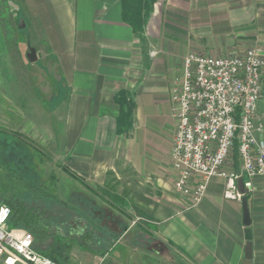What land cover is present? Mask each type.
<instances>
[{
	"label": "crops",
	"instance_id": "1",
	"mask_svg": "<svg viewBox=\"0 0 264 264\" xmlns=\"http://www.w3.org/2000/svg\"><path fill=\"white\" fill-rule=\"evenodd\" d=\"M21 1L69 87L68 162L85 182L74 192L84 193L87 207L113 210L104 224L109 231L91 228L84 234L87 238L100 233L101 239L109 240L101 253L91 249L84 254V264H184V258L187 264H242L247 243L243 203L242 198L225 196L227 177H213L201 201L192 207L188 197L175 192L171 152L176 120L168 81L163 77L166 70L161 71L184 55V33L200 32V17H211L216 4L210 0H145L149 9L143 10L145 23L138 34L124 19V0ZM142 34L151 44L146 43L151 78L140 89L141 76L136 80L134 72L141 58ZM166 36L173 39L168 43ZM122 88L132 93L135 103L129 134L117 132L119 106L114 99ZM241 169L239 156L235 165L230 161L225 166L226 172ZM121 176L133 183L122 187L124 195L131 192L132 200L122 196H117L121 199L117 202L100 199L98 193L108 179ZM70 198L71 208L82 207ZM248 202L252 264H264V176L252 179Z\"/></svg>",
	"mask_w": 264,
	"mask_h": 264
},
{
	"label": "rangeland",
	"instance_id": "2",
	"mask_svg": "<svg viewBox=\"0 0 264 264\" xmlns=\"http://www.w3.org/2000/svg\"><path fill=\"white\" fill-rule=\"evenodd\" d=\"M210 1L216 4L217 9L211 17H200L198 22L203 25L200 32L184 33V55L161 68V71L166 70L163 77L168 81L170 99L173 88L181 79L183 61L190 53L219 57L241 55L254 49L264 58V0ZM186 21L184 14V23ZM32 25L21 0H0V205L11 198L22 201L27 207L43 210L52 231L71 245L67 264H84V254L91 253V249L101 253L109 241L101 239L100 233L90 235L91 239L83 237L84 234L91 228L94 232L109 231L104 224L108 212L113 210L87 207L84 193L74 192L76 187L83 188L85 182L70 169L68 162L66 104L69 87L62 78L56 57ZM166 38L168 43L173 39L172 36ZM161 39L165 41L164 36ZM142 42L141 58L135 62L138 67L134 72L136 80L141 76L137 83H141L140 89L146 86L151 73L147 47L148 43L151 44L143 34ZM30 46L37 50L39 58L36 62L27 58ZM157 67L156 71L159 70ZM259 116L264 122V92L259 103ZM262 137L264 139V133ZM122 147H119L120 153L123 152ZM235 160L234 153L228 163L231 161L235 165ZM231 172L243 175L242 169L241 172ZM125 178L121 176L110 182L108 179V184L98 193L100 199L117 202L121 200L117 196H122L132 200L131 192L123 193V186L133 184ZM25 180L36 181V188L43 191L42 194L34 192L33 186L25 184ZM175 190L181 197H188L192 207L193 199ZM70 193L71 198L68 197ZM69 198L82 207L71 208ZM129 211L132 218L135 217L134 209ZM113 227L118 228L117 224ZM184 259V264H187ZM0 264L3 263L0 261Z\"/></svg>",
	"mask_w": 264,
	"mask_h": 264
},
{
	"label": "built area",
	"instance_id": "3",
	"mask_svg": "<svg viewBox=\"0 0 264 264\" xmlns=\"http://www.w3.org/2000/svg\"><path fill=\"white\" fill-rule=\"evenodd\" d=\"M264 58L254 49L234 56L190 53L173 88L177 129L172 148L175 188L201 201L209 181L227 177L225 196L241 199L237 181L264 176V122L259 103L264 91ZM237 152L243 175L225 171ZM8 205H0V259L3 264H59L34 247L27 230L9 228Z\"/></svg>",
	"mask_w": 264,
	"mask_h": 264
},
{
	"label": "trees",
	"instance_id": "4",
	"mask_svg": "<svg viewBox=\"0 0 264 264\" xmlns=\"http://www.w3.org/2000/svg\"><path fill=\"white\" fill-rule=\"evenodd\" d=\"M144 9H149V5L145 3V0H124V19L132 24L138 34H141L145 23ZM114 100L119 106V114L116 117L117 132L119 134H129L134 124L135 103L133 95L128 89L122 88L116 94ZM235 155L238 156L237 152H235ZM25 184L33 186L32 190L34 192L42 194L43 191L36 188V181L25 180ZM246 196L249 198V193ZM4 204L8 205L12 211L8 221L9 228H24L29 231L34 236V247L39 252L59 264H67L71 245L58 233L52 231L43 210L27 207L22 201L11 198L5 199Z\"/></svg>",
	"mask_w": 264,
	"mask_h": 264
},
{
	"label": "water",
	"instance_id": "5",
	"mask_svg": "<svg viewBox=\"0 0 264 264\" xmlns=\"http://www.w3.org/2000/svg\"><path fill=\"white\" fill-rule=\"evenodd\" d=\"M27 58L30 62H36L39 58L37 54V50L30 46L29 52L27 53ZM237 187L239 193L243 196L242 197V203H243V224L246 227L245 230V237L247 240L246 246H245V257L242 264H252L253 260V232L251 228L252 224V218H251V212H250V206L247 198V194L249 193V190L245 187L244 179L239 178L237 181Z\"/></svg>",
	"mask_w": 264,
	"mask_h": 264
}]
</instances>
